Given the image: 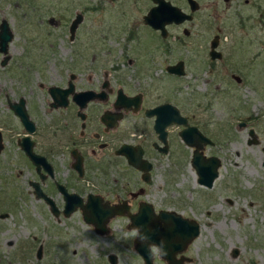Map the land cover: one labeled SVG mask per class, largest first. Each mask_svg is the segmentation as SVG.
Here are the masks:
<instances>
[{
  "label": "flooded vegetation",
  "instance_id": "1",
  "mask_svg": "<svg viewBox=\"0 0 264 264\" xmlns=\"http://www.w3.org/2000/svg\"><path fill=\"white\" fill-rule=\"evenodd\" d=\"M80 5L75 14L80 13L82 18L73 37V17L70 20L69 40L78 38L77 30L85 14L92 13L88 28L95 36L86 37L87 42L82 43L94 45L92 52L87 51L89 48L82 53L76 49L62 57L73 61V69L66 78L60 73L58 82L38 83L44 98L41 104L19 91L14 97H0V152L5 151L4 141L11 137L18 145L15 153L19 159L10 173L14 176L12 186L5 182L7 176L0 177V264H81L74 254L85 253V247L93 250L90 240L119 231V235H126L133 230L136 236L127 235L101 248L105 259L101 264H125L126 258L129 264H170L154 242L149 244L151 258L145 259L136 248L139 230L132 222L140 214L150 220L142 222L147 229L155 226L170 235L173 226L161 219L163 212L188 220V225L191 221L199 225L198 234L173 254L186 264L192 259L187 252L189 244L200 234L201 227L187 204L195 196V185L180 198L178 181L172 182L175 187L168 183L165 186L159 166L163 167V159L170 156L172 166L168 171H172L173 164L181 162V154L190 149L191 163L196 145L185 139L191 136L192 127L196 134L200 132L212 140L197 150L204 157L219 156L204 152L205 145L215 143L206 129L207 122L203 129L196 123L195 113L187 111L189 108L185 111L177 100L161 98L159 71L172 80V87L179 89L187 82L184 76L191 72V62L198 61L199 68L206 67V82L216 92L233 86H238L236 90L255 86L257 66L259 69L264 62V58H258L254 64L259 56L256 47L264 43V1L80 0ZM114 12L120 15L108 14ZM48 22L55 23L51 19ZM116 31L126 38L125 48L116 50H126V61L135 64L143 75H117L121 70L117 71L115 60L119 52L109 47V37ZM6 52H1L0 64L13 65L7 70L14 71L15 65ZM85 59L91 66L85 67ZM17 60L20 69L25 61ZM153 76L155 81H149ZM223 77L230 86L220 79ZM164 104H171L178 115L164 126H157L158 109H154ZM210 104L206 103L204 109ZM23 109L29 120L26 124L19 115ZM256 114L245 118L243 114L237 121L239 127L247 128V143L254 138L251 130L257 138L252 143H259L251 123L257 119ZM169 118L162 116V120ZM25 137L32 155L22 147ZM196 182L199 183L197 178ZM90 209L97 212L95 217L103 228L99 229L96 219L85 218V210ZM167 240L179 245L177 239ZM119 246L126 250L123 252ZM152 247L157 252L153 253ZM121 251L124 256L119 261Z\"/></svg>",
  "mask_w": 264,
  "mask_h": 264
},
{
  "label": "rangeland",
  "instance_id": "2",
  "mask_svg": "<svg viewBox=\"0 0 264 264\" xmlns=\"http://www.w3.org/2000/svg\"><path fill=\"white\" fill-rule=\"evenodd\" d=\"M80 8V0H0V22L6 19L12 31L6 54L10 55L9 60L15 65L14 71H9L7 69L13 65L2 67L0 64V97L4 94L14 97L19 91L27 95L30 100L41 104L44 98L38 83L58 82L60 73L66 78L68 71L73 69V61L67 57L63 60L62 57L75 53L76 49L77 52L82 53L86 52L85 48H89L87 51L92 52L94 45H82L83 42H87L84 40L86 37L95 36L88 28L93 18L92 13L85 14V19L77 30L78 38L73 42L69 40V22ZM49 19L55 23L48 22ZM109 39L111 42L109 47L115 49V53L119 52L116 50L119 47L125 48V35L123 38L119 31L110 35ZM257 48L259 56L257 55L255 59V66L258 58L259 60L264 58V43ZM20 57L25 62H22L23 67L19 69L17 59L21 60ZM117 57L115 58L117 71L121 69L117 75L119 73L143 75V71H137L135 64L126 61V58H129L126 50L119 52ZM262 62L259 69L258 66L256 69L255 86H240V90H236L238 86H233V89H224L220 92L213 90L209 82H206L208 74L206 67L199 68L198 61L191 62V72L184 76L187 82L185 85H180L179 89L172 87L174 86L172 80L164 72L159 71L162 82L157 83L161 90V98L177 100L185 111L189 108L187 111L195 113V121L203 129H205L204 123L207 122L206 129L215 143L205 145L204 152L207 155L216 154L221 160L218 167L219 175L214 179L211 187H204L196 182L197 174L190 163L191 149L187 150L188 155L181 154V162L173 164L172 171H168L169 166H172L168 160L170 156L163 159V167L159 166L163 169L161 179L165 186L168 183L169 187H175L172 182L178 181L176 186L179 187L180 198L184 197L187 188L192 190L195 185L193 188L195 196L189 198L190 202L181 199L187 202L190 206L189 212L195 213L196 220L201 225L200 234L189 244L187 252L192 259L186 264H264V150L262 147L264 145V62ZM94 63L106 64L103 61H94ZM84 64L85 67L91 66L86 59ZM152 78L149 81L154 82V76ZM220 79L226 82L224 77ZM226 86L230 84L227 83ZM206 103L211 104L204 109ZM250 113L252 117L257 113V119L253 118L251 123L257 130L259 143L248 144L247 128L237 125V121L242 119L241 115L244 114L243 118H245ZM9 132L7 131V134ZM11 133L12 136L14 133ZM10 138L7 142L4 141L5 151L0 152V170L4 168L2 172L0 171V177L2 174L7 176L4 180L12 186L14 176L10 173L16 168L19 159L15 153L18 145ZM119 233L120 231L116 235L90 240L93 250L85 247V253L77 251L74 255L78 262L103 263L105 259L101 255V248L126 237ZM119 247L122 251L125 249L123 246ZM127 248L129 252H133L131 247ZM234 249H237V254L233 256ZM122 251L118 253L119 261L124 256ZM126 261L125 264H129L128 258ZM119 264H123L122 261Z\"/></svg>",
  "mask_w": 264,
  "mask_h": 264
},
{
  "label": "water",
  "instance_id": "3",
  "mask_svg": "<svg viewBox=\"0 0 264 264\" xmlns=\"http://www.w3.org/2000/svg\"><path fill=\"white\" fill-rule=\"evenodd\" d=\"M81 14L76 13L73 17L71 23H70V32L71 37H73L74 30L77 26V24L81 20ZM12 38V31L9 28V24L6 21V19H2L0 22V51L6 52L8 47V42ZM175 68H169V71H176ZM124 101V100H120ZM23 100L21 99V103ZM24 108V105H23ZM158 109V122L157 126L163 124V126L172 119L171 117H177L178 112L177 110L171 105V104H164L160 105L159 107L155 108L156 111ZM174 110V111H173ZM19 115L21 116V119L26 124L28 123L27 115L25 113V110H21L19 112ZM162 116L164 117H170L168 120H162ZM181 117V116H180ZM183 118H181V122H183ZM194 130V131H193ZM192 134L188 138L185 139L188 143H194L196 145V149L194 150L192 157H191V164L196 170L197 173V180L199 183L211 187L213 184L214 179L218 176V167L221 164L218 157L215 155H210L207 157H204L197 149L200 148L204 143H212V140L208 138L207 136L203 135L199 132V135L196 134V128L192 127L191 130ZM194 133V135H193ZM250 135H252L254 138H249L248 143L256 142L257 138L254 135V132L251 130ZM22 147L26 151L27 155H32V152L30 150V143L27 139V137L23 138ZM134 163L137 162V158L133 160ZM264 165V162H263ZM87 207V205H85ZM106 212V211H105ZM85 218L89 221L95 220L97 212L95 210H85ZM95 217V218H94ZM166 220L168 223H172V229L169 233L170 235H167V233H161V231L157 227H153L152 230L147 229L144 225H142V222H150L149 219L142 218L140 214L136 215L132 218L133 224L138 227V236L136 238V248L140 251L142 255L145 256V259H148V257L151 258V253L149 250V244L151 242L157 243L160 248V254L165 255L170 260V264H181L180 260H176L174 258V252L177 250H180L184 244L196 236L199 231V225L197 222L191 221L190 225H188V220H183L180 218V216L172 215L163 212L162 218ZM172 220V221H171ZM136 221V222H135ZM97 222V219H96ZM100 222H97V225L99 229L103 228L99 226ZM170 227L168 228L169 231ZM172 238L174 241L175 239L179 240V245H177L176 241L172 244L168 242L167 238ZM178 246V247H177ZM237 254V249L233 250V256ZM171 257H170V256ZM177 262V263H175Z\"/></svg>",
  "mask_w": 264,
  "mask_h": 264
},
{
  "label": "clouds",
  "instance_id": "4",
  "mask_svg": "<svg viewBox=\"0 0 264 264\" xmlns=\"http://www.w3.org/2000/svg\"><path fill=\"white\" fill-rule=\"evenodd\" d=\"M127 235L136 236V235H137V232H136V230H133L130 234H126V236H127ZM151 251H152L153 253H155V252H157V249H156L155 247H152V248H151Z\"/></svg>",
  "mask_w": 264,
  "mask_h": 264
}]
</instances>
